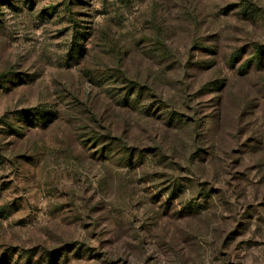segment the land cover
I'll use <instances>...</instances> for the list:
<instances>
[{
  "label": "rangeland",
  "instance_id": "374dc122",
  "mask_svg": "<svg viewBox=\"0 0 264 264\" xmlns=\"http://www.w3.org/2000/svg\"><path fill=\"white\" fill-rule=\"evenodd\" d=\"M0 264H264V0H0Z\"/></svg>",
  "mask_w": 264,
  "mask_h": 264
}]
</instances>
